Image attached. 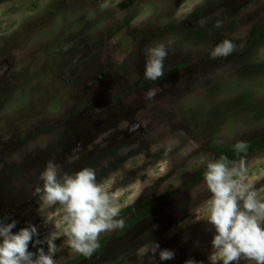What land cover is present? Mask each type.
I'll list each match as a JSON object with an SVG mask.
<instances>
[{
    "label": "rangeland",
    "instance_id": "1",
    "mask_svg": "<svg viewBox=\"0 0 264 264\" xmlns=\"http://www.w3.org/2000/svg\"><path fill=\"white\" fill-rule=\"evenodd\" d=\"M263 24L264 0H0V219L62 233L63 208L34 194L39 175L49 160L61 175L92 168L120 213L151 217L78 264H213L212 194L192 178L208 148L264 138V37L248 46ZM226 39L235 50L212 58ZM169 41L164 76L181 70L146 80L147 49ZM243 162L264 200V150ZM155 242L174 259L153 258ZM55 243L56 264L81 255Z\"/></svg>",
    "mask_w": 264,
    "mask_h": 264
},
{
    "label": "clouds",
    "instance_id": "2",
    "mask_svg": "<svg viewBox=\"0 0 264 264\" xmlns=\"http://www.w3.org/2000/svg\"><path fill=\"white\" fill-rule=\"evenodd\" d=\"M216 26H222V22L218 21ZM171 44L172 41L167 45L159 43L147 49L146 80L158 81L164 77V61ZM234 50L235 44L226 39L210 55L212 58L227 57ZM158 91L149 88L145 98L152 99ZM246 148L244 142L235 146L237 152ZM246 171L243 161L236 165L226 157L207 164L204 179L212 194L207 222L215 230L211 241L215 251L210 257L213 264L217 257L222 264H240L242 258L254 264H264V200L258 199L257 191L246 183ZM39 180L42 185L35 187L34 194L40 195L48 205L59 204L63 208L65 227L62 233L54 231L41 240L36 225L27 224L13 231L17 227L15 220L5 222L0 219V264H56L54 257L58 249L55 241L61 235L67 238L75 253L91 257L100 248L102 233L124 227V221L116 219L120 206L97 183L94 169L84 168L74 175H61L59 166L49 160ZM44 244L47 251L42 246ZM158 250L162 261L175 257L173 250L160 249L155 242L153 258ZM185 264L197 262L188 259Z\"/></svg>",
    "mask_w": 264,
    "mask_h": 264
},
{
    "label": "trees",
    "instance_id": "3",
    "mask_svg": "<svg viewBox=\"0 0 264 264\" xmlns=\"http://www.w3.org/2000/svg\"><path fill=\"white\" fill-rule=\"evenodd\" d=\"M184 2H186V0H178V4H180V5L183 4ZM182 28L183 27H181V26L164 28L161 31H158L157 35L158 34H165L167 32H176L178 30H181ZM188 34L190 36L197 37L200 39L206 38L204 31H202L200 29H192L188 32ZM263 37H264V24L257 27L256 29H254L251 32V36L248 40V42H249L248 46L251 47V45L258 42ZM181 68L182 67H176L174 70L168 72L163 77L162 80L168 82L170 80V77L176 75L181 70ZM245 144L247 145V148L245 151H242V152H237L235 149V146H228V145H224V144L216 145V146L210 147L208 149L213 154L212 161L219 160L221 157H226L229 162L235 163L236 165L239 164L240 161H244V160L250 158L255 153L264 150V138L251 140V141L246 142ZM206 171H207V165L204 168H202L200 171H198L193 176L192 182L194 184L202 182L204 180V174ZM128 212H132L133 215L131 218H129L124 223V227L119 228V230L117 232H115L114 234H111V235L103 238L102 240H100L99 241L100 248L95 253H93L92 256L99 254L111 240L119 238L122 235H124L125 233L132 231L138 224H140L141 222H143V221H145L151 217V213H145V212H143V210L135 211L134 207H132V208H128L127 210L121 212L119 214V216L117 217V219H122ZM43 247L45 248V251H46L47 247H45V246H43ZM32 251H36V249H34ZM87 258H89V257H85L83 255H80L79 257H77L75 260L69 262L68 264H78Z\"/></svg>",
    "mask_w": 264,
    "mask_h": 264
}]
</instances>
